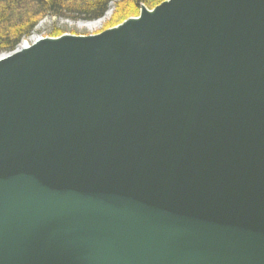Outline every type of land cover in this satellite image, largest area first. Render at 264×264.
Returning <instances> with one entry per match:
<instances>
[{"label":"water","instance_id":"obj_1","mask_svg":"<svg viewBox=\"0 0 264 264\" xmlns=\"http://www.w3.org/2000/svg\"><path fill=\"white\" fill-rule=\"evenodd\" d=\"M142 9L0 61V264H264V0Z\"/></svg>","mask_w":264,"mask_h":264},{"label":"trees","instance_id":"obj_2","mask_svg":"<svg viewBox=\"0 0 264 264\" xmlns=\"http://www.w3.org/2000/svg\"><path fill=\"white\" fill-rule=\"evenodd\" d=\"M151 1L158 6L165 0H0V55L14 51L46 18L90 22L100 19L112 6L117 17Z\"/></svg>","mask_w":264,"mask_h":264},{"label":"rangeland","instance_id":"obj_3","mask_svg":"<svg viewBox=\"0 0 264 264\" xmlns=\"http://www.w3.org/2000/svg\"><path fill=\"white\" fill-rule=\"evenodd\" d=\"M142 7H144L147 11H152L156 6H153L151 1L150 5L142 4L139 7L135 8L134 10L132 9V10H127L125 12H121L117 17H115L116 11L112 6L111 12H109L102 20L87 22V23H94V22L98 23L97 26L91 29L85 26L80 27L79 24L82 22L66 23L65 20L46 18L40 22L36 31L30 37L24 40L30 41V38L33 36L38 39H45V38L54 39V38H59L63 35H71L75 37H88V36L98 35L107 30H111L118 27L119 25L123 24L125 21L131 18H137L140 15V11Z\"/></svg>","mask_w":264,"mask_h":264},{"label":"bare ground","instance_id":"obj_4","mask_svg":"<svg viewBox=\"0 0 264 264\" xmlns=\"http://www.w3.org/2000/svg\"><path fill=\"white\" fill-rule=\"evenodd\" d=\"M112 9H110L109 11H111ZM144 11V9H141V12H143ZM144 13V12H143ZM140 18H141V16H138L137 18H131V19H129V20H127V21H125L123 24H125V23H127V22H131V21H139L140 20ZM80 25V27L82 26H85V27H87V28H93V27H95V26H97L98 25V23L97 22H94V23H87V22H82V23H80L79 24ZM122 25V24H121ZM121 25H119V26H121ZM118 26V27H119ZM118 27H116V28H118ZM68 36H71V35H68ZM95 36V35H94ZM61 37H63V36H61ZM61 37H59V38H61ZM59 38H54V40H56V39H59ZM50 39V38H49ZM52 39V38H51ZM39 41V39L38 38H35L34 36L33 37H31L30 38V41L28 40H22L21 42H20V45H19V47H18V49L16 50V52H13L14 54H18V53H20V52H23V51H25V50H28V49H30L32 46H34L37 42ZM13 53H7V54H2V55H0V61H3V60H5L7 57H9V56H12L13 55Z\"/></svg>","mask_w":264,"mask_h":264}]
</instances>
